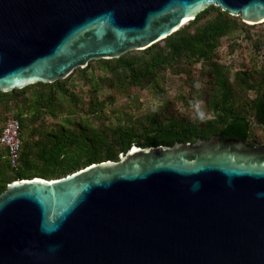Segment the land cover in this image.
Here are the masks:
<instances>
[{"label": "water", "instance_id": "obj_1", "mask_svg": "<svg viewBox=\"0 0 264 264\" xmlns=\"http://www.w3.org/2000/svg\"><path fill=\"white\" fill-rule=\"evenodd\" d=\"M211 5L264 22V0H0V91L145 49ZM0 264H264V142L133 143L14 179L0 192Z\"/></svg>", "mask_w": 264, "mask_h": 264}, {"label": "trees", "instance_id": "obj_2", "mask_svg": "<svg viewBox=\"0 0 264 264\" xmlns=\"http://www.w3.org/2000/svg\"><path fill=\"white\" fill-rule=\"evenodd\" d=\"M212 10L215 14L202 20ZM240 25H246L240 17L211 5L167 37L137 50L139 54L128 51L117 58L97 59L101 70L97 74L88 71L89 63L79 68L86 83L91 84L86 107L93 116H100L108 105L106 100L98 99L102 86L129 94L135 88L160 93L157 109L132 123L120 122L95 129L92 125L66 119L50 129L43 125L30 128L29 124L45 113L57 115L61 99L77 97L70 92L67 83L72 72L50 83L37 82L0 91V123L4 120V124L9 117L18 119L21 137L17 168L11 166L7 150L0 143V192L14 179L55 178L92 162L116 160L133 143L171 145L194 142L198 137L212 134L249 140L256 129L264 131V63L263 70L256 74L259 77L239 70L230 78L229 70L218 59L222 52L221 38ZM256 49L257 57L263 62L264 45L258 42ZM197 64L201 77L195 76ZM168 74H184L196 97L205 99L209 113L205 120L198 119L196 111L194 117L178 111L162 86ZM250 92L254 95L250 96ZM179 98L185 107L191 106V93ZM3 124H0V134ZM27 131L28 136L24 138Z\"/></svg>", "mask_w": 264, "mask_h": 264}, {"label": "rangeland", "instance_id": "obj_3", "mask_svg": "<svg viewBox=\"0 0 264 264\" xmlns=\"http://www.w3.org/2000/svg\"><path fill=\"white\" fill-rule=\"evenodd\" d=\"M214 14L215 11L212 10L202 20ZM240 20L243 21L241 17ZM244 23H246V25L238 26L228 35L221 38L222 52L219 54L218 59L229 70L230 78L233 77L235 71L239 70L251 72L254 77H259L256 74L263 70L261 65L264 61L262 62V60L257 57L256 45L258 42L264 45V22L254 24L249 22ZM130 51L132 54H139L137 50ZM88 66H90L88 71H94L96 74L101 71L95 60L89 61ZM79 68L80 67H77L73 70L67 82L70 92L75 93L77 97L75 99L72 97L61 99V109H56L57 115L45 113L41 118H38L35 123L29 124L30 128L31 126L36 128L43 125L47 129H50V127L56 126L58 123H64L66 119L70 121L77 120L81 123L92 125L95 129L116 125L120 122L121 124L132 123L131 121H135V119H138L141 115L157 109L160 104L161 95H159L160 93L156 92V90L149 91L147 89L135 88L131 90L132 92L129 94L117 92L113 88L102 86L98 92V99L106 100L108 105L104 113H101L100 116H93L86 107L91 84L88 82L86 83V80L82 77V73L78 70ZM195 69V76L201 77L202 75H199L198 71V64ZM162 86L167 90V96L174 100L175 107H177L178 111L181 113H188L191 117H194V111H196L195 103L199 102L201 110L205 112L206 116H209L205 99L196 97L194 89L190 88L185 81L184 74H168ZM190 93L193 98L192 104L190 107H185L179 96H188ZM253 95L254 92H250V96ZM71 98L73 100H71ZM74 101H78L77 105L73 104ZM8 115L10 114L8 113ZM3 121L4 120H2L0 124H3ZM28 131L24 134V138L28 136ZM249 140L254 143L263 142L264 131L256 129L255 134L252 135Z\"/></svg>", "mask_w": 264, "mask_h": 264}, {"label": "built area", "instance_id": "obj_4", "mask_svg": "<svg viewBox=\"0 0 264 264\" xmlns=\"http://www.w3.org/2000/svg\"><path fill=\"white\" fill-rule=\"evenodd\" d=\"M0 143L7 150L11 166L17 168L21 146L20 125L18 119L14 117L6 119L0 134Z\"/></svg>", "mask_w": 264, "mask_h": 264}, {"label": "clouds", "instance_id": "obj_5", "mask_svg": "<svg viewBox=\"0 0 264 264\" xmlns=\"http://www.w3.org/2000/svg\"><path fill=\"white\" fill-rule=\"evenodd\" d=\"M196 86L199 87V85H196ZM195 107H196V114H197L198 119H200L201 121L205 120L207 117H206L205 112L201 110L200 103L196 102Z\"/></svg>", "mask_w": 264, "mask_h": 264}, {"label": "flooded vegetation", "instance_id": "obj_6", "mask_svg": "<svg viewBox=\"0 0 264 264\" xmlns=\"http://www.w3.org/2000/svg\"><path fill=\"white\" fill-rule=\"evenodd\" d=\"M213 135V134H212ZM211 136V135H210ZM210 136H208V137H205V138H202V139H208ZM220 136V135H219ZM229 137H235V138H240V137H236V136H229ZM198 138H201V137H198ZM220 138H228V137H221L220 136ZM197 139V138H196ZM195 139V140H196ZM240 139H242V138H240ZM242 140H244V139H242ZM246 143H248V144H251V145H256V144H258V143H254V142H251V140H244ZM264 142V141H263Z\"/></svg>", "mask_w": 264, "mask_h": 264}, {"label": "bare ground", "instance_id": "obj_7", "mask_svg": "<svg viewBox=\"0 0 264 264\" xmlns=\"http://www.w3.org/2000/svg\"><path fill=\"white\" fill-rule=\"evenodd\" d=\"M188 19H189V18L184 19V20L182 21V24L188 22Z\"/></svg>", "mask_w": 264, "mask_h": 264}]
</instances>
